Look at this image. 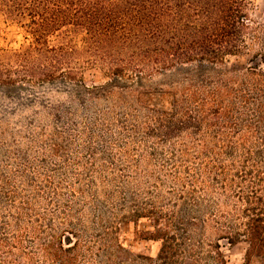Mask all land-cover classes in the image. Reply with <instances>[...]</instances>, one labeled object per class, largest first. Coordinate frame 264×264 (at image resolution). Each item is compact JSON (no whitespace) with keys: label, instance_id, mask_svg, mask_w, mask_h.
Listing matches in <instances>:
<instances>
[{"label":"trees","instance_id":"1","mask_svg":"<svg viewBox=\"0 0 264 264\" xmlns=\"http://www.w3.org/2000/svg\"><path fill=\"white\" fill-rule=\"evenodd\" d=\"M246 9L247 0H0V11L31 39L15 54L22 81L74 80L61 67L69 40L83 33L86 49L106 66L107 89L136 85L170 96V111L150 109L146 122L175 123L195 113L203 129L199 174L175 168L181 190L166 209L133 194H115L111 205L98 201L90 225L63 220L62 234L43 250L51 264H76L87 238L96 247L91 264H229L223 249L239 243L246 245L241 264H264V54L256 52L239 75L224 66L246 48ZM60 39L65 43L51 45ZM156 76L171 91L157 88ZM180 85L183 93L174 90ZM198 189H207V206ZM77 213L64 208L66 218ZM141 219L152 221L140 237L159 244L154 257L129 254L118 243L120 222Z\"/></svg>","mask_w":264,"mask_h":264},{"label":"rangeland","instance_id":"2","mask_svg":"<svg viewBox=\"0 0 264 264\" xmlns=\"http://www.w3.org/2000/svg\"><path fill=\"white\" fill-rule=\"evenodd\" d=\"M246 13L251 28L246 48L224 65L237 75L256 52L264 54V0H247ZM83 38L79 33L69 40L71 51L61 67L71 69L74 80L22 81L15 54L31 39L0 11V264H51L43 250L62 234L63 220L90 225L96 216L92 207L98 201L111 205L115 194H133L139 203L166 209L181 190L172 178L175 168L190 167V178L199 174L196 143L203 129L195 123L197 115L175 123L146 122L150 109L170 111V96L136 85L107 89L106 66L86 49ZM192 73L201 76L195 67ZM151 82L171 91L161 77ZM185 87L174 90L183 93ZM145 126L149 132L143 135ZM183 145L187 161L181 159ZM197 196L207 206V189H198ZM67 206L78 215L66 218ZM152 227L148 219L122 220L118 243L129 254L154 257L159 244L140 237ZM88 240L80 243L76 264H91L87 257L96 247ZM245 249L239 243L225 247L223 254L229 264H241Z\"/></svg>","mask_w":264,"mask_h":264}]
</instances>
